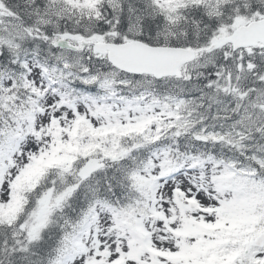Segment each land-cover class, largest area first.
I'll list each match as a JSON object with an SVG mask.
<instances>
[{"label":"snow or ice","instance_id":"obj_1","mask_svg":"<svg viewBox=\"0 0 264 264\" xmlns=\"http://www.w3.org/2000/svg\"><path fill=\"white\" fill-rule=\"evenodd\" d=\"M0 264H264V0H0Z\"/></svg>","mask_w":264,"mask_h":264}]
</instances>
